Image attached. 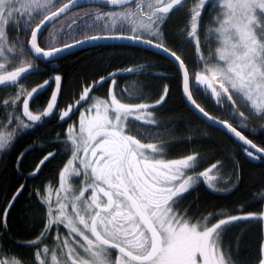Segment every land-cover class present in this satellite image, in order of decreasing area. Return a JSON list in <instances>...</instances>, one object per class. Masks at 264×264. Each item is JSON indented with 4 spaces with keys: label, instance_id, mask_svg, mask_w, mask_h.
I'll use <instances>...</instances> for the list:
<instances>
[{
    "label": "snow or ice",
    "instance_id": "1",
    "mask_svg": "<svg viewBox=\"0 0 264 264\" xmlns=\"http://www.w3.org/2000/svg\"><path fill=\"white\" fill-rule=\"evenodd\" d=\"M105 3L112 5L113 10L89 11L81 17L86 18L88 30L99 28L104 34L84 35L83 40L75 39V44L111 38L142 41L160 48L183 69L184 93L208 117L209 114L192 98L190 73L181 56L162 43L143 39L144 33L152 37L160 35V26L178 6H185V0H105ZM75 5L76 0H0V85L17 84L34 67L28 59L31 53L47 58L74 46L64 43L62 48L52 46L46 50L38 43V36L47 23ZM208 6L217 11L209 35L215 37L218 46L205 58L200 53L198 30L202 13ZM188 14L186 35L195 41L204 62L202 70L192 74L195 81L210 89L218 103L226 99L234 107L233 94H239L250 104L252 111L264 118V0H195ZM88 20L92 21L91 25ZM125 22L131 35L123 34ZM118 23L122 26L120 29L115 27ZM10 25L17 30L11 37ZM25 29L30 32V39L24 38L27 35ZM9 67L13 70H7ZM54 79L57 91L39 114L29 109V100L48 81L31 91L21 88L14 98L2 102L12 106L25 97L22 116L12 115L6 123H0V150L10 146L18 130L31 126L23 117L29 122H37L53 112L61 77L57 75ZM105 79L101 77L98 83ZM90 91V87L84 88L76 104L86 101ZM164 91L166 96L167 88ZM165 96H161L156 104H160ZM150 107L148 104L122 103L111 93L110 100L97 99L87 110L88 114H81L78 132L74 128L68 129L71 158L59 173L55 207L51 185L40 195L41 202L47 205V212L43 230L29 242L36 246L33 264H235L223 247V233L235 222L255 219L257 214L224 215L209 226L211 214L204 217L203 222L193 223L186 214L177 213L174 205L197 179L204 177L209 187L213 186L216 177L209 173L217 169L218 164H212L197 176L186 175L185 170H194L197 166L196 154L178 160H160L156 156L162 154V147L142 143L141 139L127 134L130 117L146 124L156 123L152 113L147 111ZM72 110L69 106L60 118L70 117ZM238 115L242 120L246 119L243 112ZM220 123L248 146L244 148L248 156H254L249 148L264 154V147H258L226 120ZM53 155L49 152L44 156L36 171ZM70 177H83L81 185L74 188L69 183ZM22 189L23 185L7 207L0 210V224L5 227L9 210ZM259 215L264 216V213ZM60 225L67 229L64 236L59 234ZM54 226L57 234L53 246L41 247ZM113 249L118 253L114 257ZM0 264L23 262L15 257L4 258L0 249ZM259 264H264V255Z\"/></svg>",
    "mask_w": 264,
    "mask_h": 264
},
{
    "label": "trees",
    "instance_id": "2",
    "mask_svg": "<svg viewBox=\"0 0 264 264\" xmlns=\"http://www.w3.org/2000/svg\"><path fill=\"white\" fill-rule=\"evenodd\" d=\"M194 3L195 0H185V6H178L160 26V35L152 37L144 33L143 38L162 43L181 56L190 73V91L200 107L211 116L226 120L257 146L264 147V124L246 115V119L242 120L238 115L240 111L231 106V101L225 99L218 103L201 88L192 75L203 68L204 62L200 59V53L205 58L208 57L205 34L208 28L214 27L213 18L217 15V11L211 6L202 13L198 30V53L195 41L186 35L188 9ZM97 10L107 12L113 9L99 6L75 9L55 21L41 35L38 43L48 49L72 43L75 39L84 38V35L104 34L99 28L88 30L86 18H81L83 13H94ZM91 24L92 21L88 20V25ZM115 27L120 29L122 26L118 23ZM127 27L125 22L123 34L131 35ZM16 31L9 26L10 37L16 35ZM24 31L27 32L26 29ZM29 37L30 32H27L24 38ZM28 59L34 67L17 84L0 86V123H6L7 118L12 115L22 116L24 96L12 106L2 103L14 98L21 88L29 91L48 81L43 90L29 100V109L34 114L42 112L50 102L55 90L54 78L57 75L61 77L60 91L57 93L52 113L43 116L39 124L31 123L23 117L31 126L18 130L10 146L0 150V210L7 207L23 185L20 195L9 210L7 226L0 224V249L3 250L4 258L15 257L23 264H33L36 246L29 242L35 240L43 230L47 212V205L41 202L40 195L44 194L42 190L46 186L51 185L52 204L55 207L53 196L59 185V173L71 157V141L67 140L68 129L77 123L81 112L90 108L97 99H107L111 93L122 103L152 106L147 111L152 113L156 121L153 125L171 132V137L161 142V155L164 158L176 159L196 154L197 166L193 171L208 168L215 163L226 178L235 179L225 190L212 189L203 181L196 183L174 205L177 213L186 214L193 223L203 222V218L211 214V226V223L224 215H246L263 211L264 158L255 154L248 156L244 147L228 134L206 124L188 108L182 97L181 74L163 56L134 46L99 45L51 61H40L32 55ZM101 77L106 79L98 83ZM93 85L95 86L92 87ZM86 87L91 88L89 98L77 105L76 101ZM165 88L168 90L166 96ZM161 96H165V99L156 104ZM69 106L73 109L70 117L61 119L62 113ZM49 152L54 153L53 157L37 172L40 160ZM58 230L61 236L67 233L63 225ZM56 234L57 228L54 226L41 247H52ZM263 241V221L255 218L230 225L223 233L222 244L235 264H259L263 255Z\"/></svg>",
    "mask_w": 264,
    "mask_h": 264
},
{
    "label": "rangeland",
    "instance_id": "3",
    "mask_svg": "<svg viewBox=\"0 0 264 264\" xmlns=\"http://www.w3.org/2000/svg\"><path fill=\"white\" fill-rule=\"evenodd\" d=\"M213 2H214V0H213ZM209 29L210 28L207 29V32L205 34V40L207 42L206 47H207V51H208V56H209V53L214 52L216 47L218 46L216 43L215 37L209 35ZM199 85L206 92H208L211 96H213L211 94V90L206 88L205 85H202V84H199ZM0 86H2V85H0ZM217 87H218V85H217ZM213 98L215 101H217V98L215 96H213ZM99 99H101V98H99ZM102 100H110V96L107 99H102ZM233 100L235 101V107L240 112H243L246 115V117L253 118L255 121L262 122L264 124V118H261L254 111H252L250 104L242 96H240L239 94H233ZM90 108H88V109H90ZM88 109L84 110L83 112H81L79 114V116L77 118V123L74 125H71L70 128H74L77 132L79 131V122L81 119V114H88V112H87ZM92 114H94V111ZM128 128L130 129V131H128L127 134L136 136L138 139H141L142 143H155L158 146H161V142H163L164 140L171 137V132L168 129H158L153 124H146L142 121H136V120H134V118H131V117L129 118ZM185 157H187V156H185ZM185 157L176 158V159H166L161 154L156 156L157 159L164 160V161L178 160V159H182ZM210 167L211 166H209L208 168L202 169V170H198V171L185 170V174L197 176L200 172H203L206 169H209ZM209 175L216 177V179L212 182L213 183V186L211 187L212 189L225 190L228 187H230L233 184V182H235L234 178H231V177L226 178L218 170V167H217V169L212 170V172H210ZM82 180H83V177H70L69 183H71L74 188H78L81 185ZM202 181L209 186L207 179L204 177H200L199 179H197L193 183V185H195L196 183L202 182ZM58 187H59V185H58ZM86 195L87 196L90 195V192H89V194L86 193ZM53 197L55 199V200H53V202H55L56 201V192L54 193ZM261 213H264V208H263L262 212L254 213V214H257L256 218H261V220L263 221V230H264V216L259 215ZM263 248H264V241H263ZM117 254L118 253L112 251L113 257ZM263 255H264V252H263Z\"/></svg>",
    "mask_w": 264,
    "mask_h": 264
},
{
    "label": "water",
    "instance_id": "4",
    "mask_svg": "<svg viewBox=\"0 0 264 264\" xmlns=\"http://www.w3.org/2000/svg\"><path fill=\"white\" fill-rule=\"evenodd\" d=\"M85 6H99V7H103V8H112L113 6L110 4L105 3V0H76V5L74 7H72L67 13L62 14L60 17L55 18L53 21H50L49 23H47L44 28L42 29L41 33L38 36V40L41 37V35L58 19H60L61 17H63L64 15L68 14L69 12L81 8V7H85ZM30 39V38H29ZM84 39V38H83ZM80 39V40H83ZM145 39V38H143ZM155 44V42H153ZM69 44H73L74 46L68 49H65L59 53H57L55 56L53 57H43V56H36L34 53H31V55L40 61H51V60H55L57 58H60L62 56H65L67 54L76 52L78 50H82V49H86V48H90L93 46H99V45H128V46H134V47H138V48H143L146 49L148 51L154 52L159 54L160 56H163L164 58H166L167 60H169L171 63H173L175 65V67L178 69L179 73L181 74L182 77V97L186 103V105L188 106V108L197 116L199 117L202 121H204L206 124L228 134L234 141H236L239 145L243 146V147H248L247 145H244L243 141L239 140L224 124L220 123V119H217L213 116H211L209 114L208 117H206L203 113H201L199 111V109H197L195 107V105L188 99L187 95L184 93L183 90V69H181L178 65V63L174 60L173 57H171L168 53L162 51L160 48L154 47L153 45L144 43L142 41H134V40H130V39H111V38H105V39H99V40H88L85 41L81 44H75V42L69 43ZM59 47H63V45L59 46ZM47 50V49H46ZM30 51V48H29ZM43 83L39 84V85H43ZM39 85L35 86L34 88L38 87ZM45 87V85H44ZM43 87V88H44ZM190 87V85H189ZM43 88L41 90H43ZM40 90V91H41ZM31 91V90H29ZM39 91V92H40ZM57 91L56 88V84H55V90L54 92ZM35 95V94H34ZM193 98V96H192ZM194 99V98H193ZM23 104V103H22ZM197 104V103H196ZM23 111V108H22ZM209 117H212L213 119H210ZM26 120L27 118L24 117ZM40 121L37 122H31V123H35V124H39ZM234 127V126H233ZM237 129V128H236ZM237 131H240L237 129ZM241 132V131H240ZM242 133V132H241ZM243 134V133H242ZM244 135V134H243ZM245 136V135H244ZM248 138V137H247ZM249 139V138H248ZM250 151H253L254 154L260 158H264V154L261 153H256L254 150H252L251 148H249Z\"/></svg>",
    "mask_w": 264,
    "mask_h": 264
}]
</instances>
